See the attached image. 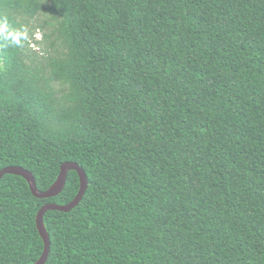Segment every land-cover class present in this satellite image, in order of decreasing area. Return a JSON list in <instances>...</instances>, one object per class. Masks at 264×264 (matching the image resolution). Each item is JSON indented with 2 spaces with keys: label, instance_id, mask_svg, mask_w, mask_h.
Listing matches in <instances>:
<instances>
[{
  "label": "trees",
  "instance_id": "trees-1",
  "mask_svg": "<svg viewBox=\"0 0 264 264\" xmlns=\"http://www.w3.org/2000/svg\"><path fill=\"white\" fill-rule=\"evenodd\" d=\"M65 162L45 264H264V0H0V170L43 192ZM78 190L4 175L0 264Z\"/></svg>",
  "mask_w": 264,
  "mask_h": 264
},
{
  "label": "water",
  "instance_id": "water-1",
  "mask_svg": "<svg viewBox=\"0 0 264 264\" xmlns=\"http://www.w3.org/2000/svg\"><path fill=\"white\" fill-rule=\"evenodd\" d=\"M69 171H75L77 173L79 179V190L75 198L68 204L58 205L55 203H46L37 212L35 217V224L39 236L43 241L44 247L41 256L34 264H45L49 254L50 241L43 223V217L45 213H47L48 211L68 213L73 208H75L82 200L87 189V177L83 169H81L76 163L65 162L60 166L59 174L55 182L46 191L41 192L36 188L35 179L32 174L24 170L23 168L18 166H10L0 170V179L6 174H11L23 178L27 182L32 196L37 199H49L57 196L64 188Z\"/></svg>",
  "mask_w": 264,
  "mask_h": 264
},
{
  "label": "rangeland",
  "instance_id": "rangeland-1",
  "mask_svg": "<svg viewBox=\"0 0 264 264\" xmlns=\"http://www.w3.org/2000/svg\"><path fill=\"white\" fill-rule=\"evenodd\" d=\"M50 18V14L45 10L42 11L34 21H32V25H35V23H42V21L45 20H49ZM52 28L50 26H48V28L45 29H40V28H35V30L32 31L33 35H34V39L36 40L35 43L32 42V47H33V51L39 53V54H43V55H47L48 52L51 51V49H48V44L49 41L47 39H45L44 35H50V30ZM52 40H54V37H52ZM55 89L57 91H60L63 89V87L59 86L58 84L55 85Z\"/></svg>",
  "mask_w": 264,
  "mask_h": 264
}]
</instances>
